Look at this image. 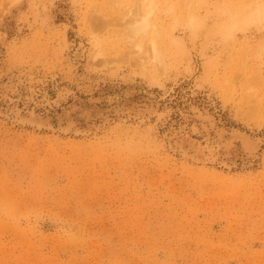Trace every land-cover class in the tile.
Here are the masks:
<instances>
[{
    "label": "rangeland",
    "instance_id": "obj_1",
    "mask_svg": "<svg viewBox=\"0 0 264 264\" xmlns=\"http://www.w3.org/2000/svg\"><path fill=\"white\" fill-rule=\"evenodd\" d=\"M263 139L264 0H0V264H264Z\"/></svg>",
    "mask_w": 264,
    "mask_h": 264
},
{
    "label": "bare ground",
    "instance_id": "obj_2",
    "mask_svg": "<svg viewBox=\"0 0 264 264\" xmlns=\"http://www.w3.org/2000/svg\"><path fill=\"white\" fill-rule=\"evenodd\" d=\"M138 12V11H137ZM140 12V11H139ZM134 14V15H133ZM136 13H133L132 12V16H135L133 17L134 19L136 18V16H138L137 14L135 15ZM141 14V13H139ZM130 18H132L130 16ZM140 19H138L139 21ZM135 22V20H133ZM132 21V22H133ZM137 21V20H136ZM133 22V24H134ZM144 23V26L141 27V29H137V31L139 30H147L146 27L148 28L149 26H147V24L149 23V21H147V19H145L143 21ZM142 23V22H141ZM132 24V25H133ZM139 24V22H138ZM140 25V24H139ZM154 27V26H153ZM133 28V27H132ZM135 29V28H134ZM133 31V30H132ZM131 31V32H132ZM144 31V32H145ZM137 33V32H136ZM135 33V34H136ZM128 35V34H127ZM138 35V34H137ZM134 37V33H133V36ZM131 38V37H130ZM81 52V51H80ZM154 55V54H153ZM75 57H79L80 58V54L79 52L76 53ZM132 89V88H131ZM140 92H142L143 94H145L150 100H156L157 98H159L158 95H155L154 92L152 91H148V90H144V89H141L139 88ZM126 92V91H125ZM134 92V89L133 90H129L125 93V95H121L120 93H111L109 95H106V96H103V97H100V100L98 101H104V102H107L110 105H117L119 104V102L121 101L122 97H127L129 94L133 93ZM139 92V93H140ZM123 93V92H122ZM135 93V92H134ZM167 96V95H166ZM163 99V98H162ZM148 100V99H147ZM149 100V101H150ZM97 102V101H96ZM95 103V102H94ZM159 105V104H158ZM151 106L154 107L155 106V101L151 102ZM118 107V106H117ZM155 107H158V106H155ZM75 108V107H74ZM151 108V107H150ZM112 109V108H111ZM117 109V108H116ZM122 109V108H121ZM192 109V108H191ZM115 110V109H114ZM148 110V109H147ZM152 109H150L151 111ZM197 110V109H196ZM195 110V111H196ZM204 110V109H203ZM117 111V110H116ZM132 111V110H131ZM146 111V110H145ZM198 111V110H197ZM207 111V110H206ZM147 112V111H146ZM149 112V110H148ZM194 112V110H193ZM150 113V112H149ZM197 113V112H196ZM94 114V113H93ZM33 115V114H32ZM99 115V114H98ZM68 117V116H67ZM198 118V117H197ZM33 119V121L35 122H38V123H41V124H46L50 121V119H41V118H38V119H34V118H31ZM199 119H201L202 121V129L206 132V133H210L211 131L215 132L216 136H218V140L219 142H222L220 143L219 147L222 148L224 150V152L227 154V156L229 157L230 154H232V152H235L237 149L236 145L237 143L240 144V147L242 149V153H244V155H246V157H251V156H254V154L259 150V147L261 146V140H256L252 137H250L249 135H247L246 133H243L241 131H234V132H228L227 130L225 129H222V128H219L217 127V124H216V119L214 118L213 114H210L209 112H204V113H201L199 115ZM68 120V119H67ZM60 121V120H59ZM63 121L64 119H62V121H60V127L61 129L64 131V130H70L71 128H73V125L72 123L68 120V124H65V126H62L63 124ZM66 122V121H65ZM64 122V123H65ZM70 122V124H69ZM74 124V123H73ZM34 126V125H33ZM39 128H41V126H39ZM76 129V128H75ZM195 130V129H194ZM62 131V132H63ZM198 131V130H197ZM76 132V131H75ZM199 132V131H198ZM172 139V138H171ZM264 140V139H263ZM217 141V140H216ZM180 142V141H179ZM185 144V143H184ZM191 145V144H190ZM193 146V144H192ZM198 147V146H197ZM196 147V149H198ZM194 148L195 151H198ZM203 150V149H202ZM192 151V150H191ZM201 151V150H200ZM204 151V150H203ZM199 152V151H198ZM238 152V151H237ZM184 154V153H183ZM212 154V153H211ZM236 154V153H235ZM199 155V154H198ZM201 155H204V154H201ZM200 157V156H199ZM205 157V156H203ZM226 157V156H225ZM196 158V156L194 157ZM212 160L213 157H212ZM195 162V161H194ZM224 164V162H223ZM226 166V164H225Z\"/></svg>",
    "mask_w": 264,
    "mask_h": 264
},
{
    "label": "water",
    "instance_id": "obj_3",
    "mask_svg": "<svg viewBox=\"0 0 264 264\" xmlns=\"http://www.w3.org/2000/svg\"><path fill=\"white\" fill-rule=\"evenodd\" d=\"M34 119H38L39 117H33ZM42 119V118H41ZM31 121L33 122V123H35V124H37V125H45V124H41V123H38V122H35V121H33V119H31ZM50 121L48 122V123H46V124H49L50 125Z\"/></svg>",
    "mask_w": 264,
    "mask_h": 264
}]
</instances>
